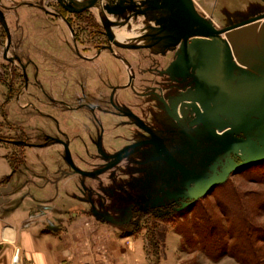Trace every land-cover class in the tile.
Returning a JSON list of instances; mask_svg holds the SVG:
<instances>
[{
    "label": "rangeland",
    "instance_id": "374dc122",
    "mask_svg": "<svg viewBox=\"0 0 264 264\" xmlns=\"http://www.w3.org/2000/svg\"><path fill=\"white\" fill-rule=\"evenodd\" d=\"M27 1H0V155L5 153L11 170L27 171V181L34 184L44 182L35 180L44 177L46 169L57 170L53 181L57 177L66 181L73 175L77 191L73 201L78 200L79 206L71 211L94 217L131 241H143L148 264H250L251 250L257 253L255 263L264 264V161L239 169L204 193L205 184L174 171L149 143L152 134L180 167L206 179H219L224 173L226 162L218 146L205 138L200 125L191 127L195 121L192 109L180 124L166 111L170 108L180 119L179 106L193 97L191 93L179 101L189 91L182 89H192L193 81L176 77L174 70L182 45L202 38L166 32L175 40L147 48L169 15L165 10L137 14V7L146 8L151 2L135 0L124 17L129 23L132 20L133 28L101 7L115 37L113 50L131 69L106 51L85 61L80 57H92L107 44L100 10L58 0ZM250 2L239 0L235 12ZM61 19L73 30L67 31ZM207 22L216 30L224 29ZM221 34L230 47L232 73L240 74L236 83L242 88L253 130L264 134V105L251 111L264 89V75L247 65L255 33L242 28L234 34L232 30ZM238 38L250 44L248 50H238ZM259 44L264 46L262 36ZM247 71L250 75L243 77ZM83 105L101 107H78ZM121 111L131 113L135 120L121 118ZM186 122L191 124L189 131L197 138L194 147L199 152L186 137L171 134L179 127L187 130ZM141 141L146 144L131 148ZM62 143L67 145L74 167L96 173L92 178L73 172ZM125 149L127 154L121 160H112ZM242 157L238 150L231 154L235 163H241ZM204 216L210 219L208 225L197 220ZM245 220L251 227L247 230L250 249L238 243L237 229ZM212 246L218 253L212 252Z\"/></svg>",
    "mask_w": 264,
    "mask_h": 264
},
{
    "label": "crops",
    "instance_id": "0c3cea01",
    "mask_svg": "<svg viewBox=\"0 0 264 264\" xmlns=\"http://www.w3.org/2000/svg\"><path fill=\"white\" fill-rule=\"evenodd\" d=\"M0 1L12 3L18 0ZM238 1L191 0V3L201 21L209 20L224 28L264 14V0H250V4L235 12L234 6ZM147 3L145 1L144 5ZM164 10L146 11L156 13ZM61 23L67 31L73 30L64 19ZM242 28L255 33L254 46L250 47L252 55L264 52V46L259 44V37L264 38V32L261 34L264 19L236 28L232 33ZM244 42L241 45L248 50L250 44ZM180 49L174 70L176 77H181L185 71L184 62H188L186 55H180ZM237 88L241 92V87L237 85ZM191 93L187 92L182 97ZM175 105L177 108L178 103ZM0 156V264H101L100 260L109 264H148L143 241H131L113 232L108 224H97L94 217L71 211L79 206L78 200L73 201L74 192H77L73 187V175L66 181L61 177L53 181L51 178H55L57 170L46 169L44 177L35 180L44 182L34 184L27 181V171H12V164L4 157L5 153Z\"/></svg>",
    "mask_w": 264,
    "mask_h": 264
},
{
    "label": "water",
    "instance_id": "95a60500",
    "mask_svg": "<svg viewBox=\"0 0 264 264\" xmlns=\"http://www.w3.org/2000/svg\"><path fill=\"white\" fill-rule=\"evenodd\" d=\"M74 6H93L98 12V16L103 24L104 33L107 40L106 47L102 49L108 51L116 59L122 62L127 69H131L129 63L122 57L118 56L113 45L115 37L110 24L101 13V3L106 4L105 9L107 14L118 17L122 20L126 17L127 12L134 8L135 0H58ZM150 0L146 10L163 8L169 13V18L164 26L158 29L155 36L147 44V48H152L164 40H175V36L168 35L166 32H176L179 37H197L202 38L198 41H190L182 46L180 55H186L188 62H184L185 71L181 74L182 79H191L193 81V97L189 99L188 104H182L179 108L181 118H184L186 113L192 109L195 113L194 124H201L207 131L208 136L216 142L218 150L221 153L223 160L226 162V169L219 179H206L192 171L185 170L172 158V156L158 143L156 137L151 134L152 140L150 144L157 147V152L163 155L165 161L177 173L197 180L206 185L207 193L216 185L226 181L227 177L248 165L256 164L264 161V134H258L253 130V121L248 117L244 109V101L238 92V88L232 83L237 82V77L233 76L232 61L230 47L220 36L221 33L229 32L236 28L248 25L250 23L263 20L264 14L252 19H248L242 23L231 25L222 30H216L210 23L201 21L198 15L195 14L191 0ZM85 8V9H86ZM134 16L136 13H132ZM131 14V15H132ZM141 14V13H139ZM1 15V11H0ZM5 30L6 27L4 26ZM166 33V34H165ZM8 43L10 41L7 33ZM172 40V41H174ZM171 41V42H172ZM242 42L241 38L237 39L236 44ZM238 50L243 48L240 44ZM100 51H98L99 53ZM248 67L260 75H264V52L257 53L255 56L252 52L249 53ZM252 55V56H251ZM180 65V62H179ZM250 73L244 72L243 77H248ZM132 75L129 78V85L132 84ZM242 89V88H241ZM188 96L180 98L179 101L187 99ZM264 105V89L255 99L252 113L259 111V107ZM186 109V110H184ZM199 109L201 111H199ZM168 112V111H167ZM173 119H176L172 115ZM139 124L142 122L136 118ZM229 130L222 135L218 133L223 129ZM146 142H140L131 146V148L142 146ZM66 154V163L74 173L83 177L92 178L96 173H86L76 169L71 161L67 145L62 143ZM128 149V148H127ZM125 149L124 151H126ZM242 154L241 163H235L231 154Z\"/></svg>",
    "mask_w": 264,
    "mask_h": 264
},
{
    "label": "flooded vegetation",
    "instance_id": "af4514ba",
    "mask_svg": "<svg viewBox=\"0 0 264 264\" xmlns=\"http://www.w3.org/2000/svg\"><path fill=\"white\" fill-rule=\"evenodd\" d=\"M106 45H107V44H105V45H101V46L97 49L96 54H95L94 56H92V57H80V58L83 59V60H85V61L93 60V59L97 58L99 55H101L102 52L106 51V50L102 49L103 47H106ZM98 51H100V52L98 53ZM106 52H108V51H106ZM236 75H237V76H235V74L233 73V76H234V77H237V80H238L240 74H236ZM232 85H233L234 87L237 88V83H236V82L232 83ZM189 88H190V86L184 87V88L182 89V91L185 90V89H188V90H189L188 92L192 91V89H189ZM111 90H113V88H111ZM239 90H240V89L238 88V92L240 93ZM157 92H159V90H156V92L154 91L153 95L156 96L155 94H156ZM184 93H187V91H185ZM178 99H179V98H178ZM178 99H177V100H178ZM78 107H94V108H100L101 106H99V105H83V106H78ZM184 110H186V109H184ZM199 110H200V109H199ZM166 111H168V115L172 118V115H173L172 110H171L170 108H166ZM105 113H107L106 109H105ZM179 114H180V113H179ZM191 114H192V113H191ZM181 115H182V114H181ZM189 115H190V113H189V111H188V113H186V115H185L184 118H181V117H180V119H178V118L173 119V118H172V120H174L175 122H177V123L180 124V122H183L184 120H186V119L189 117ZM119 116H120L121 118H123V119H128V120H131V119L134 118V116H133L131 113H129V112H122V111L120 112ZM177 116H179V115L176 114L175 117H177ZM134 120H135V118H134ZM138 124H139V123H138ZM185 124H186L185 128H187V130H182V129L179 127V128H177L176 130L171 131V134H178V135H180V136L186 137V138L191 142V144H192V146H193V149L196 151L197 148H195L194 146H195L196 143H197V142H196V141H197V138H196L194 135H192L191 132L189 131V130H190V126H191L190 122H186ZM139 125H140L141 129H144V126H143L142 124H139ZM198 125L201 126L202 134L205 136V138H208L209 140H212V139L208 136L207 131L205 130V128H204L201 124H198ZM191 127H195V125H193V126H191ZM102 131H103V130H102V128H101V132H102ZM222 134H223V133H221V132L218 133V135H222ZM201 136H202V135H201ZM98 140H100V137H99ZM141 142H142V141H141ZM158 143H159V141H158ZM160 144L163 146V144H162L161 142H160ZM215 144H216V142H215ZM98 146H99V145H98V143H97V144H96V148H97V149H98ZM216 146H217V144H216ZM163 148H164V147H163ZM197 151L199 152V150H197ZM167 152H168V151H167ZM98 153L102 154L100 150L98 151ZM155 153H156V156H157V157H160L161 159L164 158L163 155H162L161 153H158L157 151H155ZM126 154H127V150L124 151L123 153H121L120 155L115 156L112 160H114V161H115V160H116V161H119V160H121ZM172 158H173V157H172ZM112 166H113L112 164L107 165V167H109V168H112Z\"/></svg>",
    "mask_w": 264,
    "mask_h": 264
},
{
    "label": "trees",
    "instance_id": "16d2710c",
    "mask_svg": "<svg viewBox=\"0 0 264 264\" xmlns=\"http://www.w3.org/2000/svg\"><path fill=\"white\" fill-rule=\"evenodd\" d=\"M243 213H244V211H243ZM245 214V213H244ZM197 220L199 221H203L204 220V223L206 224V225H208L209 223H210V219L208 218V217H206V216H204V218H199V217H197ZM232 227H233V225H232ZM250 226L248 225V223H247V221L245 220V221H242L241 222V225H239V228L237 229V232H238V243H240V245L242 244H244L247 248H251V239H250V237H248V232H247V230L249 231L250 230ZM184 235H185V233H184ZM234 248H236V249H234L235 251H237V252H239V248L238 247H234ZM211 249L213 250L212 252H214L215 254L216 253H218L217 252V247H214V246H212L211 247ZM250 253H251V256L250 257H252V259L250 260V264H257V263H255V259H256V252H254V251H250ZM212 258H217L216 257V255L214 256V257H212ZM214 260H216V259H214ZM248 260V259H247ZM254 260V261H253Z\"/></svg>",
    "mask_w": 264,
    "mask_h": 264
},
{
    "label": "bare ground",
    "instance_id": "6f19581e",
    "mask_svg": "<svg viewBox=\"0 0 264 264\" xmlns=\"http://www.w3.org/2000/svg\"><path fill=\"white\" fill-rule=\"evenodd\" d=\"M101 2H103V0L101 1ZM144 3V2H143ZM142 3V4H143ZM179 3H180V1H179ZM105 5L106 4H104V3H101V6L100 7H102V8H104L105 7ZM105 9V8H104ZM106 10V9H105ZM143 10H145V8L144 7H137V9H136V13L137 14H139L141 11H143ZM107 12V11H106ZM141 15V14H140ZM111 16V15H110ZM115 20H117L118 19V17H114V16H112ZM121 22L124 24L125 23V25H128L129 26V28H133V27H135V25L133 24V22H132V20L130 21V23L129 22H127V21H125L124 20V18L121 20ZM122 30H126L125 29V27L122 29Z\"/></svg>",
    "mask_w": 264,
    "mask_h": 264
},
{
    "label": "built area",
    "instance_id": "2783aa9c",
    "mask_svg": "<svg viewBox=\"0 0 264 264\" xmlns=\"http://www.w3.org/2000/svg\"><path fill=\"white\" fill-rule=\"evenodd\" d=\"M95 220H96V219H95ZM95 223H97V224H101V221H99V220L97 221V220H96V222H95ZM98 262H101V264H109V263H105V262H103V261H101V260H100V261H98ZM94 264H95V263H94Z\"/></svg>",
    "mask_w": 264,
    "mask_h": 264
}]
</instances>
